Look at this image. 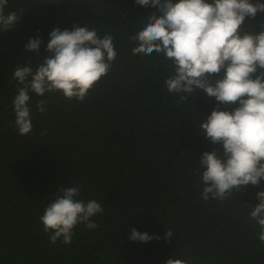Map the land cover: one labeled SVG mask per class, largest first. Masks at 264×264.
Instances as JSON below:
<instances>
[{
  "label": "trees",
  "instance_id": "16d2710c",
  "mask_svg": "<svg viewBox=\"0 0 264 264\" xmlns=\"http://www.w3.org/2000/svg\"><path fill=\"white\" fill-rule=\"evenodd\" d=\"M13 11L20 22L0 31V264H166L170 257L264 264L260 228L250 219L264 180L224 201L201 196V155L222 145L206 139L199 123L213 108L237 105L200 89L181 101L165 86L173 69L162 55L132 53L130 37L158 10L134 0H8L5 13ZM245 23L259 31L264 15ZM74 24L111 34L118 55L82 102L30 93L33 127L22 136L14 123V70L29 62L35 69L48 55L49 33ZM32 38L43 41L39 55L24 51ZM61 187H79L81 199L104 209L91 218L98 227L78 225L68 245L52 244L39 219ZM133 228L160 239L132 241Z\"/></svg>",
  "mask_w": 264,
  "mask_h": 264
},
{
  "label": "clouds",
  "instance_id": "9594fccd",
  "mask_svg": "<svg viewBox=\"0 0 264 264\" xmlns=\"http://www.w3.org/2000/svg\"><path fill=\"white\" fill-rule=\"evenodd\" d=\"M154 8L141 30L130 37L136 46L134 55H162L173 69L165 80L170 93L183 94L203 90L219 104L237 105L232 110L213 108L199 128L222 151H205L199 160L204 187L201 196L227 200L243 188L259 186L264 180V23L251 30L246 20L264 15L262 0H134ZM8 0H0V31H11L21 20L13 11L5 13ZM46 45L48 55L34 69L30 62L17 65L13 79L17 94L13 99L15 126L20 135L32 131L30 93L45 96L61 93L68 101L82 102L89 91L108 75L118 53L111 34L101 36L87 25H73L71 30L54 28ZM40 38L29 39L24 51L39 55ZM223 72L212 82V76ZM183 93V94H182ZM47 101L37 102V110L46 111ZM79 187H61L39 218L50 242H72L74 229L83 224L98 227L91 219L104 209L96 200L80 198ZM259 201L252 206L250 219L259 226V240L264 243V190L256 193ZM173 233L167 229L164 239ZM129 239L147 243L159 236L131 229ZM166 264H192L190 259L170 257Z\"/></svg>",
  "mask_w": 264,
  "mask_h": 264
}]
</instances>
